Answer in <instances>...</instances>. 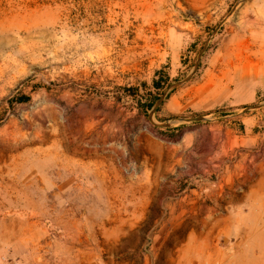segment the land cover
Segmentation results:
<instances>
[{"label": "rangeland", "instance_id": "374dc122", "mask_svg": "<svg viewBox=\"0 0 264 264\" xmlns=\"http://www.w3.org/2000/svg\"><path fill=\"white\" fill-rule=\"evenodd\" d=\"M262 174L264 0H0V264H264Z\"/></svg>", "mask_w": 264, "mask_h": 264}, {"label": "crops", "instance_id": "0c3cea01", "mask_svg": "<svg viewBox=\"0 0 264 264\" xmlns=\"http://www.w3.org/2000/svg\"><path fill=\"white\" fill-rule=\"evenodd\" d=\"M262 178L258 189L264 192V174ZM54 244L55 252H52L55 255H48L55 257L57 264H105L102 258L103 248L95 242L91 232L84 233L83 237L74 232H64L53 239L52 245ZM50 260L51 258L42 254L37 256L35 262L46 264Z\"/></svg>", "mask_w": 264, "mask_h": 264}, {"label": "built area", "instance_id": "2783aa9c", "mask_svg": "<svg viewBox=\"0 0 264 264\" xmlns=\"http://www.w3.org/2000/svg\"><path fill=\"white\" fill-rule=\"evenodd\" d=\"M5 264H19V261L8 260V261L5 262Z\"/></svg>", "mask_w": 264, "mask_h": 264}, {"label": "trees", "instance_id": "16d2710c", "mask_svg": "<svg viewBox=\"0 0 264 264\" xmlns=\"http://www.w3.org/2000/svg\"><path fill=\"white\" fill-rule=\"evenodd\" d=\"M155 84H157L156 86H159V82L158 81H155Z\"/></svg>", "mask_w": 264, "mask_h": 264}]
</instances>
